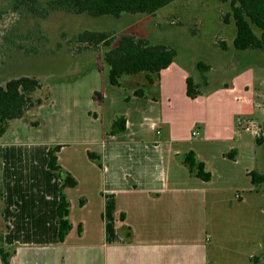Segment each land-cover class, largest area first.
<instances>
[{
  "label": "crops",
  "instance_id": "1",
  "mask_svg": "<svg viewBox=\"0 0 264 264\" xmlns=\"http://www.w3.org/2000/svg\"><path fill=\"white\" fill-rule=\"evenodd\" d=\"M187 75L172 62L151 84L154 93L138 96L132 88L117 97L93 90L91 103L104 112L105 104L124 106L107 115L104 126H99L103 112L87 109L88 121L92 115L95 123L79 129L89 136L85 139L21 138L19 131L27 129L22 117L33 107L15 119L21 123L9 122L0 137V211L7 223L2 236L14 249L7 264H208L209 206L230 191L255 189L248 175L256 170L254 138L235 130L232 118L225 121L228 111L226 118L215 117L226 109L215 111L214 102L205 105L211 118L204 114L199 135L192 136L197 120L190 108L196 97L186 95ZM246 99L238 108H250ZM120 115L124 131L109 134ZM55 144L61 145L59 164L77 181L63 189L71 223L63 241L56 224L61 179L47 166L48 149ZM231 150L234 159L225 156ZM89 151L100 156V164ZM188 151L205 164L210 180L188 172L180 161ZM235 198L242 200V194Z\"/></svg>",
  "mask_w": 264,
  "mask_h": 264
},
{
  "label": "rangeland",
  "instance_id": "2",
  "mask_svg": "<svg viewBox=\"0 0 264 264\" xmlns=\"http://www.w3.org/2000/svg\"><path fill=\"white\" fill-rule=\"evenodd\" d=\"M14 3L15 0H0V85L20 75L34 76L41 83L34 93V99L41 101L39 109L35 105L22 117L27 129L19 131L21 138L55 141L88 138L79 130L95 123L92 115L91 124L88 121L87 109L101 110L99 126H104L107 115L119 112L124 106L113 102L108 108L105 104L104 112L102 105L91 103L93 90L114 93L117 97L127 95L132 88L154 93L156 87L147 83L142 73L123 75L119 86L111 85L108 66L103 60L104 47L76 42L74 38L86 29L116 35L128 32L146 38L151 44L175 49L174 64L201 84L200 94L191 100L190 114L192 120H197L192 130L199 135L201 118L204 114L211 118L206 113V104L216 103L215 111L224 107L223 114L215 113V117L226 118L228 111L225 121L229 123L232 118L235 130L250 133L243 134L254 138V168L264 173V51L233 48L235 26L229 16L227 21L224 19L230 12L228 1L173 0L154 14L123 13L117 18L62 11L40 16L23 6L14 7ZM221 41L225 49L220 46ZM198 61L208 64L210 69L200 72L196 68ZM235 95L239 101H234ZM244 98L250 108L246 106L243 110L237 105H242L240 101ZM32 119L38 125L30 123ZM12 121L11 124L22 122ZM256 138L262 142L256 143ZM242 179L239 175L240 182ZM253 188L251 192L230 191L220 202L209 206L208 264H264V182ZM237 193L242 194V200L235 198ZM6 228L0 211V246L3 247H6L2 236ZM251 254L256 257L250 258Z\"/></svg>",
  "mask_w": 264,
  "mask_h": 264
},
{
  "label": "trees",
  "instance_id": "3",
  "mask_svg": "<svg viewBox=\"0 0 264 264\" xmlns=\"http://www.w3.org/2000/svg\"><path fill=\"white\" fill-rule=\"evenodd\" d=\"M173 0H15L14 7L23 6L26 10L36 15H46L50 11H62L71 14H88L93 17L111 15L120 17L128 14H154ZM228 1L230 12L225 15V21L229 16L235 26V35L232 46L237 50H261L264 51V0H221ZM75 41L92 46L101 44L104 47L103 60L108 66V81L113 86L121 84L123 75L144 74L147 83H153L159 72L168 67L175 59L174 48L165 44H151L146 38L136 37L132 33L121 32L115 34L109 31L83 30L75 36ZM222 49L225 43L220 42ZM196 68L204 73L210 67L208 64L198 61ZM186 95L195 98L200 94V85L191 75L185 79ZM202 84H206L205 77ZM41 83L34 76L20 75L10 78L0 85V137L7 130L10 121L18 119L31 107L40 104V99H34V93L40 89ZM94 92L93 96L97 95ZM134 95H143L142 88L134 90ZM125 129V117L117 116L109 129V134H117ZM261 143V138L255 139ZM61 145L55 144L49 147L47 152V166L55 171L61 179L60 192L56 207V224L58 239L63 241L69 230V200L63 189L75 187L76 179L58 162L57 152ZM91 160L100 164V156L94 152H88ZM235 150L225 154L234 159ZM192 176L204 181L211 178V173L205 164L198 160L193 151H188L180 158ZM251 183L256 187L264 182V173L256 170L248 172ZM13 248L0 246V259L2 264H7L13 254Z\"/></svg>",
  "mask_w": 264,
  "mask_h": 264
},
{
  "label": "built area",
  "instance_id": "4",
  "mask_svg": "<svg viewBox=\"0 0 264 264\" xmlns=\"http://www.w3.org/2000/svg\"><path fill=\"white\" fill-rule=\"evenodd\" d=\"M248 129H249V127H246V130H248ZM191 134H192V136L196 137V136L198 135V131L193 130V131L191 132Z\"/></svg>",
  "mask_w": 264,
  "mask_h": 264
}]
</instances>
